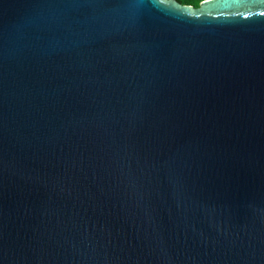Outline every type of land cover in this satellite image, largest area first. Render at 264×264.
I'll return each instance as SVG.
<instances>
[{
  "label": "water",
  "instance_id": "1",
  "mask_svg": "<svg viewBox=\"0 0 264 264\" xmlns=\"http://www.w3.org/2000/svg\"><path fill=\"white\" fill-rule=\"evenodd\" d=\"M0 264H264V0H0Z\"/></svg>",
  "mask_w": 264,
  "mask_h": 264
},
{
  "label": "trees",
  "instance_id": "2",
  "mask_svg": "<svg viewBox=\"0 0 264 264\" xmlns=\"http://www.w3.org/2000/svg\"><path fill=\"white\" fill-rule=\"evenodd\" d=\"M181 5H188V6H193L194 8H197L200 4V2L204 0H175Z\"/></svg>",
  "mask_w": 264,
  "mask_h": 264
},
{
  "label": "rangeland",
  "instance_id": "3",
  "mask_svg": "<svg viewBox=\"0 0 264 264\" xmlns=\"http://www.w3.org/2000/svg\"><path fill=\"white\" fill-rule=\"evenodd\" d=\"M192 8H194V7L192 6Z\"/></svg>",
  "mask_w": 264,
  "mask_h": 264
}]
</instances>
